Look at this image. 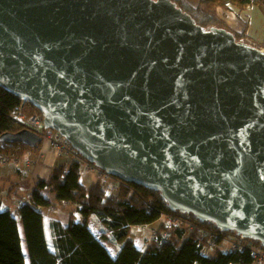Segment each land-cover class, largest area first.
Returning a JSON list of instances; mask_svg holds the SVG:
<instances>
[{
    "label": "water",
    "instance_id": "1",
    "mask_svg": "<svg viewBox=\"0 0 264 264\" xmlns=\"http://www.w3.org/2000/svg\"><path fill=\"white\" fill-rule=\"evenodd\" d=\"M0 85L97 167L264 245L263 49L171 0H0Z\"/></svg>",
    "mask_w": 264,
    "mask_h": 264
},
{
    "label": "trees",
    "instance_id": "2",
    "mask_svg": "<svg viewBox=\"0 0 264 264\" xmlns=\"http://www.w3.org/2000/svg\"><path fill=\"white\" fill-rule=\"evenodd\" d=\"M171 1L206 29L223 24L215 12L206 10L210 4L220 7L233 5L240 9L256 4L264 8V0H200L197 6L186 0ZM225 28L234 34L237 41L258 47L248 41L245 30L238 32ZM22 103L20 97L0 85V134L23 129L13 117ZM28 106L42 114L32 104ZM39 148H31L21 142H0V151L13 154L34 152ZM78 155L84 159L79 152ZM81 166V161L76 159L52 167L47 177L37 179L28 201L18 207L27 254L23 249L19 219L12 210L3 208L0 195V264H255L246 249L221 252L216 256L207 254V250H214L209 247L210 235L205 236L185 223L190 220L222 235L234 234V231H224L215 222L201 220L191 212L172 209L160 191L142 184L126 181L114 193H109L98 179L85 185ZM61 206L67 207L68 223L51 220L48 232L44 209ZM162 214L165 221L161 224ZM91 215L101 228L100 236L89 228ZM169 218H177L180 222L174 223ZM151 224H155V228L158 226L160 237L141 249L137 246L133 229ZM163 232H168L169 237L162 236ZM101 239L116 246V256ZM247 240L264 249L261 241Z\"/></svg>",
    "mask_w": 264,
    "mask_h": 264
},
{
    "label": "crops",
    "instance_id": "3",
    "mask_svg": "<svg viewBox=\"0 0 264 264\" xmlns=\"http://www.w3.org/2000/svg\"><path fill=\"white\" fill-rule=\"evenodd\" d=\"M186 1L193 6H197L200 2V0ZM213 9L217 16L223 21V28L226 26L232 29L233 31L238 32L245 30L248 41L251 44L260 47L261 49H264V8L253 4L247 7L246 9H240L233 5H229L228 7H220L214 5ZM34 158L36 161L33 160L34 164H32L31 166L23 164L17 167L13 165H3L0 163V195L3 199V208L11 210L12 204L15 205V207L17 208L24 201H28V195L31 194L32 191L25 190L24 188L29 183V180L32 179L33 182L36 183L38 177H47L50 172H48L47 174L46 172L48 170L51 171V168L55 166L60 160H69L68 157L66 159L59 158L50 148L47 142L41 144L39 150L34 153ZM85 167L87 171L94 172L89 170L87 166ZM62 208L65 209L62 212L64 217H56L53 215L47 216V214H45L47 224L46 228L48 232V225L51 220H60L64 224L68 223L69 212L66 206H63ZM77 216L80 215L77 214ZM92 216L94 215L90 216L88 225L89 228L94 232V234L97 235L95 229L90 225L91 220H93L91 218ZM94 224L96 227L98 226L95 221ZM141 239L138 238V240L141 241L142 246H144L141 249H145L146 246L144 244V238ZM101 241L109 249L112 255H117V250L115 249L116 253H113L110 247L105 242L106 240L101 239ZM109 243L111 242L109 241ZM225 249L226 250L223 252H227V245L225 246Z\"/></svg>",
    "mask_w": 264,
    "mask_h": 264
},
{
    "label": "built area",
    "instance_id": "4",
    "mask_svg": "<svg viewBox=\"0 0 264 264\" xmlns=\"http://www.w3.org/2000/svg\"><path fill=\"white\" fill-rule=\"evenodd\" d=\"M24 104L25 102L23 101L20 107L16 110V112L13 115L14 119L17 122L21 123L28 130L41 135L43 137V143L47 142L50 148L54 151V153L57 156H64L69 153H73L75 148L71 145L70 141L57 130H54L52 128L47 129L45 127L44 118L42 114L31 116L23 112L22 108ZM14 155L15 156L12 157L8 154L0 152V163L1 164L11 163V158H12V163L16 165L21 164L20 160H24L26 161V163L31 164L30 163L31 154L23 153V154H14ZM97 171L99 173V177L101 181L108 186L107 188L108 191L118 189L120 185H122L123 183L121 181L122 179H118L119 177L109 174L106 171L99 168H97ZM29 197H31V194L28 195V198ZM51 209H53V207ZM161 218H163L165 221L164 214H162ZM169 220L172 219L169 218ZM179 222L180 221H177V223ZM162 236L168 238L169 234L168 232H163ZM159 237L160 234L158 232V229L154 228L149 242L153 240H157ZM245 239H247V237L237 234L236 232L234 234L230 232L228 235L214 234L213 237H211L209 247L210 249H213L217 247L219 243L226 242L228 245L227 251H242L246 249L251 253V257L254 259L255 264H264V253H262L261 250L259 249H255L250 247L249 245H246L244 243Z\"/></svg>",
    "mask_w": 264,
    "mask_h": 264
},
{
    "label": "rangeland",
    "instance_id": "5",
    "mask_svg": "<svg viewBox=\"0 0 264 264\" xmlns=\"http://www.w3.org/2000/svg\"><path fill=\"white\" fill-rule=\"evenodd\" d=\"M193 6V5H192ZM216 6V5H215ZM213 7H214V5L213 4H210L209 5V7L208 8H206V10H209V11H211L212 10V12H215L214 11V9H213ZM216 14V13H215ZM217 15V14H216ZM222 21V20H221ZM223 22V21H222ZM224 24V23H223ZM223 24H217V25H215V26H213V27H215V28H223ZM225 28V27H224ZM226 29V28H225ZM260 48V47H259ZM264 50V49H263ZM29 104H31V103H29V102H25V104L23 105V108H22V110H23V112H25V113H27L28 115H39L40 113L39 112H37V111H32L31 110V108H29ZM19 123V122H18ZM22 127H23V129H27V128H25L21 123H19ZM48 129V128H47ZM0 152H2V153H5V154H8V155H10V156H15L13 153H11V152H5V151H0ZM36 151H34V152H31V151H24L23 153L25 154V153H29V154H31L30 155V157H31V159H30V163L31 164H28V163H26V161H24V160H20V162H21V164H18L19 166H21V165H23V164H27L28 166H31L32 164H34L33 163V160L34 161H36L35 160V158H34V153H35ZM59 158H61V159H66L67 157L69 158V160L68 161H66V160H63V161H61L60 159V161L56 164V165H60V164H62V163H71L72 161H74V160H80L81 161V163H82V182L85 184V185H90L92 182H94L95 180H101L100 179V177H99V173H98V171H97V168H99V167H97L95 164H93L92 162H90V161H88L87 159H83L82 157H79V155H78V152H77V150L75 149L74 151H73V153H69V154H67V155H64V156H58ZM3 165H13V166H18V165H16V164H14V163H12V158H11V163H7V164H3ZM55 165V166H56ZM18 166V167H19ZM55 166H53V167H55ZM85 166H87L88 167V169L89 170H91V171H94V172H89V171H87L86 170V167ZM93 166H95V167H93ZM97 167V168H96ZM96 168V169H95ZM99 169H101V168H99ZM103 170V169H102ZM48 172H50L49 170L46 172V174L48 173ZM40 177H38V179H39ZM118 179H121V178H118ZM123 183H125L126 181L125 180H121ZM103 183V182H102ZM34 182H33V180L31 179V180H29V183L25 186V190H28V191H32V189H33V187H34ZM107 188H108V186L106 185V184H104ZM119 189V188H118ZM118 189H115V190H111V191H108L109 193H114V192H116ZM63 206H61V207H57V208H55V207H53V209H47V208H45L44 209V212H45V214H47V216H56V217H60V216H63V214H62V212H63V210H65V209H63L62 208ZM16 207H15V205H13L12 204V207H11V210H12V212L15 214V216L19 219V223H20V231H21V234H22V238H23V241H22V244H23V249H24V251L27 253V249H26V243H25V238H24V235H23V228H22V224H21V222H20V217H19V215H18V207L15 209ZM68 216V215H67ZM64 217V216H63ZM77 218L78 219H80L81 218V216H77ZM93 220H91V223H90V225H91V227H93L94 229H95V231L97 232V236H100L101 235V228H99V226H95V224H94V221H95V219H94V216H92L91 217ZM164 221V219L163 218H161L160 219V221H159V223H161L162 224V222ZM174 223L177 221V218H175L174 220H172ZM186 225H188L189 224V227L191 228V229H197V230H199V231H201L205 236H209L210 235V237H213V235L214 234H219V235H222L221 233H218V232H216V231H213V230H211L210 228H208V227H205V226H202V225H198V224H196V223H194L193 221H190V220H188V221H186V223H185ZM191 224V225H190ZM192 225H195V226H192ZM155 224H151V225H145V226H138V227H134V232H135V238H136V242H137V244H138V247L139 248H142V247H144V246H142V243H141V241L140 240H138V238L139 239H141V238H144L143 240H144V244H145V246H146V244H148V242L150 241V238H151V235H152V231H153V229L155 228ZM157 228H158V226H157ZM144 236H143V235ZM145 234H147V235H145ZM206 234H208V235H206ZM229 233H227L226 235H228ZM224 235V234H223ZM141 236H143V237H141ZM105 240V239H104ZM142 240V239H141ZM210 241H211V239H210ZM106 243H107V245L110 247V249L112 250V252L113 253H116V246L111 242V243H109V240H106L105 241ZM244 243L246 244V245H249L250 247H252V248H255V249H259V250H261V252L262 253H264V249H262V248H260V247H258V246H256V245H253L252 243H250L247 239H245L244 240ZM227 245V243L225 242H222V243H219L218 245H217V247H215L214 248V250H207L206 251V253L207 254H210L211 256H216V255H218L219 253H221V252H223V251H225L226 249H225V246ZM227 247H228V245H227ZM261 253V254H262Z\"/></svg>",
    "mask_w": 264,
    "mask_h": 264
}]
</instances>
